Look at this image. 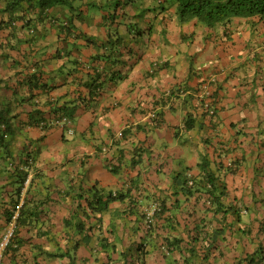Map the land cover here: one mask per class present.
Returning a JSON list of instances; mask_svg holds the SVG:
<instances>
[{"label": "crops", "instance_id": "crops-1", "mask_svg": "<svg viewBox=\"0 0 264 264\" xmlns=\"http://www.w3.org/2000/svg\"><path fill=\"white\" fill-rule=\"evenodd\" d=\"M123 1L0 0L1 232L32 178L4 264H264V26ZM136 20L133 38L121 23ZM112 51L119 62L94 58ZM50 102L73 135L39 126ZM204 169L227 212L206 186L188 193ZM109 192L125 197L103 211Z\"/></svg>", "mask_w": 264, "mask_h": 264}, {"label": "trees", "instance_id": "trees-1", "mask_svg": "<svg viewBox=\"0 0 264 264\" xmlns=\"http://www.w3.org/2000/svg\"><path fill=\"white\" fill-rule=\"evenodd\" d=\"M170 4H173L177 7V14L180 18L181 22H189L191 20L196 19L199 23L207 25L209 27H216L217 25H227L233 22L236 18H252L257 20L259 23H261L264 26V0H168ZM123 0H120L119 7L120 10L123 9ZM122 5V6H121ZM114 11L113 15H110L109 19H111L112 22H115L116 15L117 14V7ZM140 15V14H139ZM125 26L129 27L130 34L133 35V31L135 34L134 37H137L140 35L141 31L139 29V24L136 20V22H128V23H121ZM64 29L65 28H72V25L69 22H65L62 24ZM112 33L109 35L108 44L115 47L117 46V43L120 42V40L115 39ZM114 52L112 51L109 54L106 55H97L94 58L95 59H102V60H108L109 62H119V59L121 58L122 54L119 55L117 53L116 57L114 55ZM115 57V58H114ZM100 78V74L98 75L97 79ZM97 81V80H94ZM94 84L97 86V83L94 82ZM93 86V84H92ZM51 106V112L55 114V119H45L43 116L40 117V119L37 120V123L42 129H47L51 125H54L58 119H61L64 116H68L71 118L73 115L70 113L65 107L58 105L56 102H50ZM206 110L207 113L210 116H216L217 109L214 105L211 103L206 104ZM213 112V113H211ZM72 119V118H71ZM192 117L191 115L187 118V128H191L193 125L192 123ZM2 123L0 122V127ZM5 129V127H4ZM67 130V127H65ZM31 157V156H30ZM31 159L27 160L28 163H30ZM205 166L208 164L205 163ZM24 178L22 179L24 184ZM218 178L213 174L212 172H208L206 169L203 171V175H201L199 180L196 179H190V181L187 182V185L189 187L188 193H192L194 188H198L200 186H206L207 190L210 194V202L211 204L216 206V210H224V212H227L231 207H226L223 205L222 198L227 193V189L225 186L219 187ZM23 187V185H22ZM22 190V188H21ZM125 197V194L123 193H113L109 192L108 194H103L100 199H98V204L101 210H106L109 207V204L117 199H122ZM18 202L21 200V192L18 193ZM25 203V201H24ZM159 203V202H158ZM161 205V210L157 212L156 216L160 215L162 212H164V208ZM24 206V205H23ZM16 209V206H15ZM14 209V211H15ZM13 211V213H14ZM12 217V215H11ZM11 219V218H10ZM17 237V233L9 247L12 246L13 242L15 241ZM8 247V248H9Z\"/></svg>", "mask_w": 264, "mask_h": 264}, {"label": "built area", "instance_id": "built-area-1", "mask_svg": "<svg viewBox=\"0 0 264 264\" xmlns=\"http://www.w3.org/2000/svg\"><path fill=\"white\" fill-rule=\"evenodd\" d=\"M213 113V112H211ZM55 124H61L64 127H67V132L70 135H73L75 130L73 128V120L69 118L68 116H64L61 119H58ZM123 135L122 132L119 133V136L121 137ZM32 178L31 176H26L24 180V184L21 190V200L20 202L16 205V209L10 219V222L5 229L4 232L0 231V264H4V254L7 248L11 245L17 230L19 226V221L21 217V212L22 208L24 205L25 197L27 196L29 187L31 185ZM161 210V205L158 202H155L153 206H151L147 210L146 218H147V223L149 225H152L155 221V216L157 212Z\"/></svg>", "mask_w": 264, "mask_h": 264}]
</instances>
